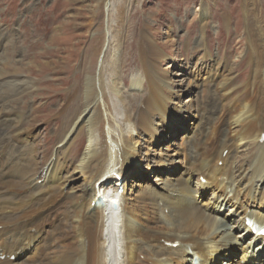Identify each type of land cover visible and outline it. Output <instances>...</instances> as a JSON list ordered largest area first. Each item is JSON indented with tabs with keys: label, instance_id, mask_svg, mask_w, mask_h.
<instances>
[{
	"label": "bare ground",
	"instance_id": "bare-ground-1",
	"mask_svg": "<svg viewBox=\"0 0 264 264\" xmlns=\"http://www.w3.org/2000/svg\"><path fill=\"white\" fill-rule=\"evenodd\" d=\"M105 5L110 12L111 2ZM244 8L252 73L236 87L238 68L228 69L230 58L220 55L216 61L207 53L209 63L200 79L214 82L211 101L217 117L209 131L208 121L201 129L193 120L186 135V166L179 175L174 171L180 160L167 152H158L155 165L137 161L142 140L147 136L155 143L172 111L190 108L173 105L180 89L165 78L167 68L158 66L168 55L146 28L139 45L140 72L131 76L135 93L125 98L117 58L106 82L102 58L96 75L57 100L64 117L50 154L29 125L36 108L28 101L14 102L29 90H22L19 81L16 90L0 87V264H264V236L247 223L264 226V19L255 7ZM202 10L206 29L209 14L206 7ZM200 48L196 51H204ZM173 54L179 68V56ZM8 66L0 69V78ZM118 111H123L120 119ZM83 138L85 148L75 149ZM247 150L253 151L250 160ZM146 171L147 177L142 176ZM208 187L214 200L204 206L201 196ZM115 195L119 202L112 211ZM227 206L229 211L220 215Z\"/></svg>",
	"mask_w": 264,
	"mask_h": 264
},
{
	"label": "rangeland",
	"instance_id": "rangeland-1",
	"mask_svg": "<svg viewBox=\"0 0 264 264\" xmlns=\"http://www.w3.org/2000/svg\"><path fill=\"white\" fill-rule=\"evenodd\" d=\"M109 2L110 12L105 5L106 0L105 2L0 0V41L3 42L0 46V69L6 62L10 64L8 73L0 78L2 80L0 87L16 90V82L19 81L22 90H29L25 91L26 94L22 97L15 98L14 102L28 101L36 108V114L34 113L29 125L32 124L35 128L36 134L41 138L40 141L44 140L46 145L41 149L50 154L59 136L60 116H62L60 122L64 117V114L57 111V100L65 97L66 91L73 85L83 83L84 78L89 75H96L102 58L105 61L106 82L109 83L111 71H115L111 63L117 58L121 73L120 87L125 98L135 93L131 76L140 72L139 45L141 33L146 28L168 55L164 57V61H158V66L168 69H165L167 72L165 78L176 81L174 82L177 85L176 89H180L181 93L174 98L173 105L179 109L190 105V108L182 113L173 110L168 128H162L155 143L148 142L146 136L138 145L140 154L137 161L145 164L147 161L142 160L144 158L148 159L151 165H155L158 152H167L169 158L176 157V160H180L174 171L179 175L186 166L184 152L190 148L186 135L192 131L193 120L198 119L201 129L206 128L208 121L209 131L211 122L217 117L213 111L217 105L211 101L216 91L214 82H204L200 79L204 78L202 73L209 63L207 53L216 57V61L220 55L230 58L232 64L228 69L232 65L238 68L235 73L237 75L235 86L242 87L252 73V61L246 57L244 7H255L257 14L264 19V0H109ZM203 7L207 8L209 14L206 29L201 21ZM106 38L108 44L105 43ZM168 40L172 41L171 45L166 44ZM201 46L204 47V51H196L201 49ZM101 49H104L102 53ZM173 50L179 56V68L173 65L175 55L171 57ZM198 74L197 80L195 75ZM227 75L225 72V76ZM222 79L220 76L219 80ZM8 80L10 81L5 83L6 85H1ZM189 84H192L189 88L191 92L188 89ZM140 92L143 93L144 90L141 89ZM108 95L111 98V93L108 92ZM52 98L54 102L50 104L48 100ZM134 102L136 104L137 100ZM138 103L136 105H140ZM115 113L118 119L123 116V111ZM227 126L226 128L229 127ZM197 131L194 128V134H197ZM200 140L204 142L206 138ZM78 141L80 144L75 149L80 147L84 149L87 140L83 138ZM75 149H72V152H75ZM177 152L179 154L183 152V156H178ZM226 153L227 151H224V156ZM245 153H247L245 159L250 160L253 151L247 150ZM220 163L223 161L218 162L219 166L222 165ZM147 174L146 171L142 176L147 177ZM201 182L205 184L206 179ZM193 188L195 195L197 180L194 181ZM212 191L213 188L208 187L206 195L201 196L202 205L211 206L214 200ZM164 201L160 198L159 202ZM229 208L227 206L220 215H225ZM118 220L119 215L116 224ZM162 220L167 222L166 217H162ZM240 254L238 251V255Z\"/></svg>",
	"mask_w": 264,
	"mask_h": 264
}]
</instances>
